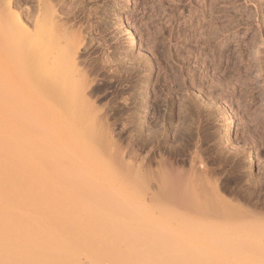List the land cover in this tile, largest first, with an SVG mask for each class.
Wrapping results in <instances>:
<instances>
[{"label": "rangeland", "instance_id": "374dc122", "mask_svg": "<svg viewBox=\"0 0 264 264\" xmlns=\"http://www.w3.org/2000/svg\"><path fill=\"white\" fill-rule=\"evenodd\" d=\"M0 104L7 142L22 145L9 160L50 164L43 151H69L67 174L50 170L54 184H0L2 212L35 225L32 243L47 205L37 183L57 189L47 215L60 203L70 212L69 245L82 228L128 241L132 264H264V0H0ZM165 161L209 172L238 207L199 195L206 207L194 198L200 210L171 219L164 200L134 189L136 170L153 187Z\"/></svg>", "mask_w": 264, "mask_h": 264}, {"label": "bare ground", "instance_id": "6f19581e", "mask_svg": "<svg viewBox=\"0 0 264 264\" xmlns=\"http://www.w3.org/2000/svg\"><path fill=\"white\" fill-rule=\"evenodd\" d=\"M76 81V80H75ZM76 84L78 85V82H76ZM70 101V100H69ZM69 104H70V102H69ZM72 104V103H71ZM139 104V103H138ZM141 106V105H140ZM71 107V106H70ZM137 108H138V105H137ZM140 108V107H139ZM70 109V108H69ZM140 110H141V108H140ZM138 111V112H141V111ZM72 111V110H71ZM78 112H81V111H79V110H77ZM4 113H5V106L4 105H1L0 104V184H2V183H7V182H14V183H22V182H25V184H26V181H29V182H33V184H34V181L35 180H38V181H42V183L43 184H48V183H50V181H51V183H50V185L51 184H54L53 183V181L51 180L52 179V175H54L53 174V172L52 171H50L52 168L53 169H57V168H59V170L61 171V172H63L64 174L69 170V151H66L65 150V148H63L62 146H60L59 144V146L56 144V143H54V144H56L55 146H53L54 148H52V149H46L45 151H43V153H44V155H46V157H47V160L50 162V164H43V163H41L40 164V162H41V160H32V159H30L29 161H25V157H19V155L18 154H15V156L13 155L12 156V159L11 160H9V152H11V146H12V148H14L15 150H18V151H20L21 149H22V145H21V143L18 141H11V143H8L7 142V137H6V133H5V127H6V124H5V119H4ZM70 113V112H69ZM73 114H74V112H73ZM79 114V113H78ZM81 114V113H80ZM138 115V114H137ZM140 117V116H139ZM225 117L226 118H228L226 115H225ZM139 129L140 128H138V131H139ZM141 130V129H140ZM140 132V131H139ZM137 134V133H136ZM139 134V133H138ZM140 134H141V132H140ZM136 136H138V135H136ZM192 136V135H191ZM138 143V142H137ZM10 144V145H9ZM51 146V147H52ZM50 147V148H51ZM182 160H185V159H182ZM167 161H165V163H163L161 166V168L158 170L159 172L157 173V172H155V175H153L154 177H155V185L153 186V187H151V185L149 184V182L147 183L146 182V184H147V186H148V184H149V186L150 187H147L146 186V188L145 187H143V181H142V176H143V178L145 177V175L143 174V173H141L140 172V169H138V170H136L135 171V175H134V179H135V183H134V185H136V187H134V189L136 188V189H138V193H137V190L135 189V192L137 193V194H141V195H148L151 199H157V200H159V199H162V200H164L165 201V204L163 203V205H162V203H160L159 204V206H160V209H162V207L163 206H165L166 207V210H164L165 212L167 211L168 212V214L170 215H168V217H170L171 219L173 218V219H175L176 217H178V216H176V215H178V214H180L182 211H184V210H187V209H190V210H195V209H198V210H200L201 208L199 207V205L198 204H203V202L202 201H205V203L207 204V202L206 201H210V199L212 200V198H216L217 200H219L220 201V204H224V205H232V206H234V207H238V206H235L234 204H231V203H228V201L225 199V197L223 196V194H221V191H220V187H218V185H217V183H216V185H215V182L213 181L212 182V180H211V177H209V175H208V173L209 172H205V171H203L202 173H200V172H196V170H194V172L195 173H197V174H195L194 172H193V168H189V170H185L184 169V165L181 167L180 166V164H178V166H176V165H174L173 164V162H172V164L171 163H166ZM241 166V165H240ZM250 166V165H249ZM241 168V167H240ZM247 168H250V167H247ZM206 169V168H205ZM211 169V168H210ZM58 170V171H59ZM199 171H202V168L199 170ZM214 171V170H213ZM216 171V170H215ZM52 173V174H51ZM154 173V172H153ZM204 173V174H203ZM67 174V173H66ZM143 174V175H142ZM149 175H150V172L148 173ZM199 174H201L200 176H199ZM213 174V173H212ZM215 174V173H214ZM57 175V174H56ZM56 175H54V176H56ZM60 175V174H59ZM142 175V176H141ZM146 175H147V173H146ZM148 175V176H149ZM152 175V174H151ZM148 176H146V179H147V181L149 180V177ZM203 176V177H202ZM63 177V176H62ZM65 177H67V176H65ZM151 177V176H150ZM201 179V181L200 182H202L203 180L205 181H203L204 183H205V186H201V185H199V186H201V187H196V184L194 185L193 184V181L195 182L196 181V183H197V180L199 179V178ZM202 177V178H201ZM56 178V177H55ZM64 178V177H63ZM62 178V179H63ZM151 178V179H152ZM198 178V179H197ZM209 178H210V180H209ZM60 179V178H59ZM133 179V180H134ZM197 179V180H196ZM54 180V179H53ZM67 180H68V177H67ZM153 180V181H154ZM249 180V179H248ZM251 180V179H250ZM253 180V179H252ZM43 181H46L45 183L43 182ZM144 181H146V180H144ZM37 182V181H36ZM35 182V183H36ZM56 182V181H55ZM63 182H65V181H63ZM67 182V181H66ZM134 182V181H133ZM257 182V181H256ZM259 182V181H258ZM39 183V182H38ZM42 183H40L41 185H42ZM57 183V182H56ZM153 184H154V182H152ZM204 183H202L203 185H204ZM206 183H207V185L208 186H210L209 188H208V186L206 185ZM214 185H212V184ZM231 183V182H230ZM255 183V182H254ZM11 184V183H10ZM24 184V185H25ZM64 184H66V183H64ZM145 184V183H144ZM145 184V185H146ZM258 184V183H257ZM256 184V185H257ZM5 185V184H4ZM8 185V184H7ZM32 185V183L30 184V186ZM35 185H37V183L35 184ZM35 185L33 186L34 187V191L31 189V191H33V193H34V195H35V198L37 199V200H40L41 202H45V200H46V204L49 206V208H53L54 207V204H52L51 203V200L49 201V199H51L52 198V194H54L53 192H55L57 189L56 188H53V187H46V188H44L43 186V188L42 187H38V186H36L35 187ZM40 185V186H41ZM144 185V186H145ZM228 185V184H227ZM226 185V186H227ZM11 186V185H10ZM15 186H17L16 184H15ZM28 186V185H27ZM26 186V187H27ZM48 186V185H47ZM60 185H58L57 186V188L59 187ZM62 186V185H61ZM60 186V187H61ZM65 186V185H64ZM74 186V185H73ZM230 186V185H229ZM229 186H228V188H229ZM253 186H255V185H253ZM25 186L23 187L24 188V190H26L25 188H26ZM100 187V186H99ZM232 187V186H231ZM257 187H258V185H257ZM256 187V188H257ZM9 188V187H8ZM7 188V189H8ZM18 188V187H17ZM29 188V187H28ZM62 188V187H61ZM68 188V187H67ZM67 188L65 187V189L67 190ZM86 188V187H85ZM237 188V187H236ZM11 189V188H10ZM22 189V188H21ZM30 189V188H29ZM28 189V190H29ZM54 189H56V190H54ZM90 189V188H89ZM95 189V188H94ZM231 189V188H230ZM234 189V188H233ZM259 189V188H258ZM0 190H2V189H0ZM12 190V189H11ZM15 190V189H14ZM23 190V191H24ZM79 190H81V188L79 189ZM202 190V191H201ZM235 190H237V189H235ZM234 190V191H235ZM8 191V190H7ZM13 191V190H12ZM19 191V190H18ZM30 191V190H29ZM68 191H69V189H68ZM82 191V190H81ZM225 192H227V188H225V190H224ZM233 191V190H232ZM232 191H230V194L232 193ZM238 191V190H237ZM236 191V192H237ZM243 191V190H242ZM250 192H251V190H249ZM85 192V191H84ZM83 192V193H84ZM94 192V191H93ZM99 192V191H98ZM7 193V192H6ZM8 193H11V192H8ZM12 193H17V190H16V192H12ZM25 193V192H24ZM67 193V192H66ZM103 193V192H102ZM239 193V192H238ZM241 193V192H240ZM242 193H244L245 194V192H242ZM241 193V194H242ZM246 193H247V191H246ZM95 194V193H94ZM97 194V193H96ZM228 194V193H227ZM243 194V195H244ZM250 194V193H249ZM253 193L251 192V195H252ZM1 195V194H0ZM10 195V194H9ZM13 195V194H12ZM17 196H18V194H16ZM19 195H20V193H19ZM28 195H29V193H28ZM28 195H26L25 194V196H27L28 197ZM82 195H84V194H82ZM108 195V194H107ZM144 195V197H146ZM200 195V197L202 196V197H205L206 199H204V200H202V198H201V200H199L200 199V197H199V199H198V197L197 196H199ZM234 195H235V193H234ZM2 196H3V194H2ZM8 196V195H7ZM13 196H15V195H13ZM12 196V197H13ZM30 196V195H29ZM80 196V195H79ZM103 196V195H102ZM147 196V197H148ZM241 196V195H240ZM4 198H6L5 197V195L3 196ZM59 198L61 197V194L58 196ZM97 197V196H96ZM104 197H106V196H104ZM237 197H239V196H237ZM242 197H244V196H242ZM246 197V196H245ZM11 198V197H10ZM20 198V197H19ZM19 198H17V199H19ZM29 198V197H28ZM31 198V197H30ZM32 198H33V195H32ZM59 198H57L58 200H59ZM99 198V197H98ZM102 198V197H101ZM194 198H196V200H198V204H194L192 201H195V199ZM241 198V197H240ZM7 199V198H6ZM13 199H14V197H13ZM12 199V200H13ZM25 199V198H24ZM36 199H35V201H36ZM56 199V201H58ZM62 198H60V200H61ZM67 199V198H66ZM69 199V198H68ZM78 199V198H77ZM85 199V198H84ZM103 199V198H102ZM101 199V200H102ZM242 199H244V198H242ZM0 200H2V199H0ZM29 200V199H28ZM33 200V199H32ZM59 200V201H60ZM63 200V199H62ZM62 200H61V202H62ZM65 200V199H64ZM93 200V199H92ZM101 200H99V201H101ZM107 200V199H106ZM9 201V200H8ZM19 201V200H18ZM40 201H38V203L40 202ZM58 201V202H59ZM79 201V200H78ZM87 202H88V200H86ZM86 201H82V202H85L86 203ZM91 201V200H90ZM213 201H215V199H213ZM212 201V202H213ZM10 202V201H9ZM23 202V201H22ZM31 202V201H30ZM40 202V203H41ZM65 202H67V201H64V203ZM81 202V201H80ZM97 202V201H96ZM107 202V201H106ZM105 202V203H106ZM201 202V203H200ZM3 203H5V202H3ZM3 203H1L0 202V215H1V217L0 218H2L3 219V217H5L4 215H3V213L5 212V211H3L2 212V210H6L7 208H9L7 205V207L5 208V204H3ZM10 203H12V201L10 202ZM14 203V202H13ZM26 203V202H25ZM57 203V202H56ZM77 203V202H76ZM91 203V202H90ZM95 203V202H94ZM102 203H103V201H102ZM109 203V202H108ZM114 203H117V202H114ZM27 204V203H26ZM32 204V203H31ZM61 204V203H60ZM59 204V205H60ZM65 204H68V203H65ZM78 204H80V203H78ZM222 204V205H223ZM29 205V204H28ZM27 205V206H28ZM39 205V204H38ZM47 205H45V204H43V205H40V206H37L38 208L40 207L41 208V206H44L45 207V213L44 214H41L42 213V211L39 209L38 211H39V213H38V215H35V216H37V223H38V238L36 237V239H34L33 241V243H35V241L37 242L36 244H34V245H36L35 247H37L36 248V256H38V257H36L37 259H38V261H39V263H38V261H36V260H34L35 259V257H32L33 255H35V253H34V248H32L34 245H33V243L31 242V239H33L34 237H31V236H34V235H32L33 234V227L35 226H33V223L31 222H29V224L28 225H30L31 224V226L30 227H32V228H30L29 226H27V227H23V226H19V225H21V221L23 222V218H22V215H23V213L26 211H23L24 209H18L17 208V210H19V212L21 213V212H23V213H21L22 215H21V218L22 219H20V222H18L19 224H15V223H13V222H15V221H13V220H15V219H13L12 220V215L11 214H13V213H15V212H13V213H11V211L9 210V212H5V213H7V214H5L6 215V218H4L3 220L1 219V222H0V264H31V259L35 262V264H36V262L38 263V264H132L134 261L133 260H135V259H133V260H131L130 259V257L132 256V253H133V247L134 246H132L131 245V241L127 238L128 236H126V238H127V240H129L130 242V245L131 246H129V244H128V241H127V243H124V241H123V244H121V242L119 243L118 241H116L115 239L117 238V236L116 237H114V239H113V241L112 242H109L108 241V243H106L107 241H106V239H108L107 237H106V239H104V237L105 236H103V235H100V236H102V237H95L94 235H96V231H93V232H95V233H92V232H89L90 233V235H89V233L88 234H86V233H81L80 231H81V229L79 228V230H75L74 232H75V235L77 236V237H75V238H78L77 239V241L79 240V237H80V240H81V242L80 243H77L78 245H73L72 243H70L71 245H69V236H70V234H71V232H70V230H69V228H70V224L68 225V222H69V219H70V217L71 216H69V213L67 212L68 210H66L67 208H63V206H65V205H63V203H62V207H61V205L59 206L58 204H56V206L58 205L59 206V208H61V209H59L58 208V206H57V209H59V210H61L60 212H59V210L57 211V209L55 210L54 209V212H53V216H51V215H47L46 213L48 212V211H50V210H48V206ZM89 205V204H88ZM92 205H93V203H92ZM104 206H105V204H103ZM109 205H111V204H109ZM158 205V204H157ZM205 207L208 205H205V204H203ZM203 205H201V206H203ZM209 205H210V202H209ZM16 206H17V203H16ZM25 206V205H24ZM26 206V207H27ZM32 206V205H31ZM35 206V205H34ZM82 206V205H81ZM19 207V206H18ZM25 207V208H26ZM29 207V206H28ZM27 207V208H28ZM44 207L43 208H41V209H44ZM67 207H69V205L67 206ZM78 207V206H77ZM98 207V206H97ZM96 207V208H97ZM100 207V206H99ZM165 207H163L164 209H165ZM12 208V207H11ZM22 208V207H21ZM62 208L64 209V211L66 210V212H63L62 213ZM91 208V207H90ZM94 208V207H93ZM103 208V207H102ZM106 209H107V207H105ZM115 208V207H114ZM113 208V209H114ZM203 208V207H202ZM15 209V208H14ZM30 209V208H29ZM34 209V208H33ZM83 209V208H82ZM106 209H104V210H106ZM109 209H110V207H109ZM112 209V210H113ZM117 209V208H116ZM22 210V211H21ZM76 210V209H75ZM78 210H80V209H78ZM77 210V211H78ZM85 210V209H84ZM90 210V209H89ZM115 210V209H114ZM15 211V210H14ZM57 211V212H56ZM81 211V210H80ZM87 211V210H86ZM110 211V210H109ZM197 211V210H196ZM1 212H2V214H1ZM19 212H18V217H20L19 216ZM27 212H29L28 211V209H27ZM26 212V213H27ZM34 212V211H33ZM52 212V211H51ZM74 212V211H73ZM85 212V211H84ZM101 212V211H100ZM103 212V211H102ZM11 213V214H10ZM17 213V212H16ZM26 213H24V215L26 214ZM30 213H31V215L33 214L32 213V211H30ZM37 213V212H36ZM50 213V212H49ZM92 213V212H91ZM105 213V212H104ZM107 213H108V211H107ZM113 213V212H112ZM118 213V212H117ZM260 212H258V211H254L251 215L252 216H257L258 214H259ZM29 213H27V215H28ZM35 214V213H34ZM78 214V213H77ZM83 214V213H82ZM81 214V215H82ZM3 215V216H2ZM17 215V214H16ZM23 215V216H24ZM45 215H47V216H45ZM87 215V213L84 215V216H86ZM91 215V214H90ZM93 215V214H92ZM91 215V216H92ZM95 215V214H94ZM100 215H101V213H100ZM99 215V217H101V219L102 218H104V217H102V216H100ZM9 216L11 217V220H9ZM77 216V215H76ZM7 217H8V220H6L7 219ZM18 217H15L16 219L18 218ZM50 217V218H49ZM78 217V216H77ZM77 217H76V219H77ZM89 217V216H88ZM97 218H96V220L97 219H100L98 216H96ZM117 217V216H116ZM29 218V217H28ZM36 218V217H35ZM73 218H74V214H73ZM73 218H71V219H73ZM84 219H87V217L86 218H84ZM112 219V218H111ZM59 220L62 222H59ZM87 220H89V218L87 219ZM95 220V221H96ZM104 220V219H103ZM105 220L107 221V219H106V217H105ZM110 220V219H109ZM108 220V221H109ZM120 220V219H119ZM12 221V222H11ZM18 220H16V222H17ZM30 221V220H29ZM59 222V224H57V223H55V222ZM75 222H76V220H74ZM90 221H92V218H91V220ZM89 221V222H90ZM94 221V222H95ZM97 221H99V220H97ZM101 221V220H100ZM70 222H72V221H70ZM78 222H81L80 224L82 225V219H81V221H80V215H79V220L77 221V223ZM103 222H105V221H103ZM102 222V223H103ZM10 223H13V224H10ZM24 223V222H23ZM26 223V222H25ZM61 223V224H60ZM74 223V222H73ZM76 223V225H79V224H77ZM84 223V222H83ZM86 221H85V225H86ZM91 223H93V222H91ZM107 223V222H106ZM109 223V222H108ZM113 223V222H112ZM112 223H110L109 225H111ZM118 223V222H117ZM35 224V223H34ZM55 224V225H54ZM96 224V223H95ZM116 224V223H115ZM23 225V224H22ZM98 225H100L99 224V222H98ZM104 226H105V224H103ZM117 225V224H116ZM25 226V225H24ZM103 226V227H104ZM114 226V225H113ZM75 227V226H74ZM77 227H80V226H77ZM82 227V226H81ZM86 227H87V225H86ZM99 227V226H98ZM106 227V226H105ZM110 227V226H109ZM111 227H112V225H111ZM114 227H116V226H114ZM117 227H119V225H117ZM116 227V228H117ZM102 228V227H101ZM35 229V228H34ZM36 229H37V227H36ZM71 229V228H70ZM85 229V227L83 228V230ZM96 229H97V227H96ZM109 229V228H108ZM118 229V228H117ZM101 229H99V231H100ZM105 231L106 232V230H105V228L104 229H102L101 230V232L102 231ZM110 230V229H109ZM35 231V230H34ZM77 231H79L80 232V234H79V236H78V234H76L77 233ZM115 231V230H114ZM117 231V230H116ZM119 231V230H118ZM37 232V231H36ZM69 232H70V234H69ZM83 232H85V230L83 231ZM104 232V233H105ZM91 233H92V235L94 236V238H92L93 236L91 235ZM103 233V234H104ZM119 233V232H118ZM36 234V233H35ZM82 234H86V236L87 235H89L92 239L90 240V237L89 236H87V237H85L84 235H82ZM98 234V233H97ZM101 234V233H100ZM115 233H113V235H114ZM112 235V234H111ZM119 235V234H118ZM107 236H109V235H107ZM115 236V235H114ZM71 237V236H70ZM110 237L111 236H109V239L108 240H112V239H110ZM89 238V239H88ZM112 238V237H111ZM118 238H120V237H118ZM126 238H124L125 239V241H126ZM130 238V237H129ZM115 240V241H114ZM120 241V240H119ZM73 242V241H72ZM3 243H5V244H3ZM6 243H8L7 245L8 246H6ZM74 243V242H73ZM76 243V242H75ZM5 246V247H3V246ZM33 245V246H32ZM32 249H34L33 250V254H32ZM135 250V249H134ZM31 254H32V256H31ZM133 261V262H132ZM145 261V260H144ZM144 261H143V263H144ZM142 263V262H141ZM33 264V263H32ZM136 264H137V262H136Z\"/></svg>", "mask_w": 264, "mask_h": 264}]
</instances>
